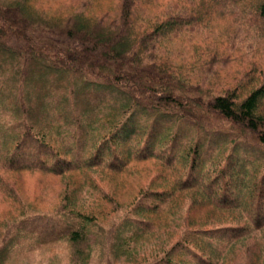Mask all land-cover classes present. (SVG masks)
<instances>
[{
    "label": "trees",
    "instance_id": "1",
    "mask_svg": "<svg viewBox=\"0 0 264 264\" xmlns=\"http://www.w3.org/2000/svg\"><path fill=\"white\" fill-rule=\"evenodd\" d=\"M248 1L115 0L107 10L74 0L57 12L43 0H0V196L21 206L0 218V264L55 244L71 264H232L250 238L260 240L258 264L264 74L211 92L190 73L218 46H194L177 66L186 75L159 51L171 33L196 38L213 9L239 2L263 29L264 0ZM137 165L157 168L122 212L111 208L124 203L108 200L106 182ZM23 173L60 184L49 210L20 199Z\"/></svg>",
    "mask_w": 264,
    "mask_h": 264
},
{
    "label": "rangeland",
    "instance_id": "2",
    "mask_svg": "<svg viewBox=\"0 0 264 264\" xmlns=\"http://www.w3.org/2000/svg\"><path fill=\"white\" fill-rule=\"evenodd\" d=\"M69 1L74 0H43L44 3H47L46 6L55 9L53 11L57 12L64 11L65 4ZM252 1L254 0H249L248 3ZM97 2L96 5L101 6L103 9L113 10L115 8V0H97ZM170 2H167V4ZM165 5L152 9V12L158 15L162 14L168 10V8L167 10L163 8ZM233 6L234 8L230 10L218 11L216 8L213 9L211 19L205 18L199 23L200 26L205 27L204 31L199 33L196 38H190L182 32L179 35L173 32L170 37L168 36L167 39L161 42L159 47L161 57L167 59L168 62L171 61V68L177 74L186 75L180 72L177 66H181L183 60H191L190 57L197 51L194 46H201L208 50L215 49L218 46L220 51H217V55L201 56L198 66L190 73L193 83L201 81L202 87L211 92H218L238 85L245 89L249 88L254 85L256 80H260L264 74V27L258 29L257 26H254L251 22L249 24V21L245 20L246 14H240L241 9H245L246 13L250 12L246 2H239ZM68 10L70 11V9ZM92 10L98 9L94 7ZM220 12L224 13L220 14ZM220 39L222 42H220ZM225 39L227 40L224 41ZM206 69L210 73H207ZM246 74H255V79L249 80ZM51 84V82L47 83V85ZM25 90L27 91V89ZM44 120L47 121V117L44 116ZM154 168L156 171L157 167ZM133 170L123 182L113 181V179L106 182L104 188L109 190L108 200L115 198L118 202L124 203L121 206L117 204L116 206H110L111 203L107 202L108 207H116L117 210L122 212L126 204L134 197H139V188L146 186L150 182L153 172H155L153 169L152 172L146 171L144 167L139 165L135 166ZM14 178L18 181L16 190L20 199L27 203L25 205L29 206L28 202L33 204L29 206L31 211H45L52 207V202L56 199L57 188L60 186L54 178L37 173H23L19 176L16 175ZM99 204L100 202L93 205V207H99ZM8 208H14L15 215L21 210V206L9 204L0 196V218L5 215ZM15 219L18 220L19 217ZM254 235L259 236L257 233ZM32 250L27 253V258L12 260L9 264H71L67 260L69 250L64 244L47 245ZM259 251L260 240L250 238L243 244V247H239L237 260L233 261L232 264H256L257 252L260 254ZM89 264L99 263L94 259H90ZM258 264H264L263 255L258 260Z\"/></svg>",
    "mask_w": 264,
    "mask_h": 264
}]
</instances>
